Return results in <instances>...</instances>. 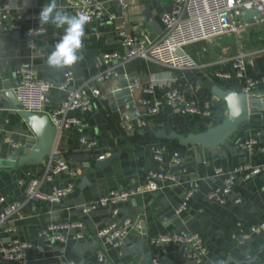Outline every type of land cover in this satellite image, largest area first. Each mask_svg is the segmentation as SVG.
<instances>
[{"label":"crops","instance_id":"1","mask_svg":"<svg viewBox=\"0 0 264 264\" xmlns=\"http://www.w3.org/2000/svg\"><path fill=\"white\" fill-rule=\"evenodd\" d=\"M8 1L19 14H33L36 17L27 21L22 19L19 30L0 28V91L4 93L0 97V159L11 156L20 147L37 143L34 131L23 118V111H19L18 105L5 94L8 83L12 84L11 89L18 83L17 71L23 63L34 65L41 78L53 84L62 83L66 71L72 69L74 85L79 86L103 70L101 58L104 52L120 48L117 36L119 29L158 37L159 32L155 33L149 24L156 20L161 32L160 16L169 11L173 2L98 0L109 11L116 13V19L105 24L99 21L88 22L83 38L84 48L79 53L81 59L74 66L57 72L48 67L47 59L54 45L62 39L64 30L50 24L39 27L38 20L42 7L50 0ZM57 3L67 14L76 15L68 0H57ZM118 7L122 8V15L118 13ZM30 27L42 28L45 32L29 39L25 30ZM246 35L249 42L243 43L242 47L238 40L239 34L188 45L186 51L202 66L200 69L162 68L143 59L133 60L127 66L130 76L135 73L138 80L136 90L132 91L137 105L144 98L151 102L163 100L166 92L176 87L183 90L188 99L198 103L212 101L213 112L208 117L175 113L163 105L156 115L147 118V129L136 128L127 132L120 126L119 115V110L130 114L127 106H113L116 97L112 90L120 87L121 79L111 78L102 83L100 87L103 97L98 100L93 111L69 113V116L81 119L82 125H74L58 136L55 153L79 169L75 176L64 172L53 181L41 184V190L50 194L56 185L71 183L73 191L59 201L26 198L27 183L32 177L44 176L48 160L17 168H0V197L8 201L24 200L21 214L13 215L5 227L15 228V236L20 240L40 245L44 249L43 252L37 248L29 250L26 264H94L99 248L97 230L113 220L121 223L125 219H130L134 224L130 235L120 249H109V254L117 264L141 263L145 244L144 229L149 242L152 237L181 229L200 233L208 249L203 264H212V261L218 259H223L226 264H244L248 261L246 264H264V233L241 241L243 233L249 232L252 226L264 219V110L251 114L249 120L218 146H181L176 141L155 135L160 129L182 134L200 132L222 121L227 114V106L211 89L214 85L234 88L240 83L235 79L221 80L215 73L230 70L231 58L241 50L251 53L248 73L263 78L252 96L259 99L260 103L264 101V24L259 23ZM30 41L34 42V47L29 45ZM151 83L156 87L155 93L148 96L144 89ZM65 96L64 90L50 89L47 111L57 107ZM247 138L258 139L259 146L254 151L240 147V142ZM90 143L94 144L92 152L87 150ZM156 148L162 151L163 162L156 159ZM105 153L107 155L104 159L113 158L109 164L97 166L98 156ZM175 155H178L179 163L174 161ZM246 164L263 167V171L258 176L245 179L239 170ZM218 167L236 175L233 191L224 203L209 199L211 192H219L224 187L223 177L215 174ZM150 171H164L176 178L157 179L158 189L136 194L128 202L120 204L116 218H112L111 209L107 207L95 209L89 215L84 213V206L98 200L102 194L145 184L146 175ZM195 186L196 193L187 200L186 208L178 213L186 192ZM74 219H82L86 223L85 236L81 240H75L69 235L65 242L50 243L39 235L40 228L50 221ZM9 240L10 237L4 234L0 237V244L8 243ZM157 250L176 264L183 261L178 244H169ZM0 264L21 263L6 261L0 255Z\"/></svg>","mask_w":264,"mask_h":264},{"label":"built area","instance_id":"2","mask_svg":"<svg viewBox=\"0 0 264 264\" xmlns=\"http://www.w3.org/2000/svg\"><path fill=\"white\" fill-rule=\"evenodd\" d=\"M68 3L76 14L87 15L88 22L99 21L105 24L114 21L117 17L115 12L109 11L98 0H68ZM254 7L258 9L260 17L245 21L242 11ZM35 17L33 14L21 15L8 0H0V28L2 29L19 30L22 19L27 21ZM160 18L162 31L155 38L148 35H139L135 31L119 29L117 36L120 48L104 52L101 58V63L104 65L103 70L85 80L79 86L74 85L75 78L72 69L66 71L64 81L56 86L43 80L34 65L23 63L17 71L18 83L12 88L18 101V110L48 115L59 134L71 129L74 125H82L81 119L69 116V113L93 111L98 100L103 97L101 84L111 78L129 79L131 76L127 66L131 61L143 59L168 69H200L202 66L187 53L186 47L199 42H212L225 35H237L242 31L252 29L259 23L264 24V0H173L169 11L163 12ZM44 32V29L35 27L25 30V34L29 39H34ZM29 45L34 47V42L30 41ZM179 51H182V53H179ZM250 56V52L241 50L231 58L230 70L216 71L215 76L221 80H237L242 91L248 96H252L263 78L248 73ZM152 80L155 81L154 78ZM137 83L136 77V87ZM52 88L66 91V96L57 107L47 111L46 93H49ZM155 88V85L151 83L144 89V93L148 96L153 95ZM118 90L119 87H115L112 94H115ZM3 94L0 91V97ZM163 105H167L175 113H189L207 117L212 114L214 107L212 101L198 103L193 99H188L183 90L174 87L166 92L163 100L158 99L151 102L148 98H144L140 100L139 105L135 103L136 108L133 112V118H130L128 112L119 110L121 128L127 132H132L136 128L147 129L149 126L147 118L156 115ZM239 145L243 149L254 151L259 146V141L257 138H247L241 141ZM93 146L94 144L90 143L87 150L92 152ZM262 149L264 150V147ZM106 155L107 153L101 154L98 159H104ZM155 157L163 162L162 151L159 148L155 150ZM53 161L52 157L48 160L42 178L32 177L29 180L25 191L27 199L40 198L56 202L73 191L71 183L56 185L50 194L41 190L40 187L43 182L53 181L61 173L69 172L75 176L79 172L77 167L71 166L62 158ZM174 161L176 163L180 162L178 155L174 156ZM239 171L242 172L245 179H251L261 174L263 167L246 164ZM215 174L223 177L224 187L219 192H211L209 199L224 203L233 191L236 175L232 172L226 173L220 167L216 168ZM175 178L171 173L164 171H150L146 175L147 181L145 184L134 188L115 189L102 194L98 200L84 206V213L89 215L95 209L107 207L111 209L112 218H116L119 214L120 204L128 202L136 194L158 189L157 179L175 180ZM196 191L197 187L195 186L186 192L182 205L177 211L178 213L186 208L187 200ZM236 201L239 202V200ZM23 205L24 200L8 201L5 197H0V237L4 234L10 237L8 243L0 244V255L6 261L26 264L29 250L37 248L39 252H43V247L20 240L15 236V228L5 227V223L13 215L21 214ZM133 227V222L130 219H125L121 223L113 220L98 229L99 248L94 264H117L109 254V249H120ZM85 228L86 223L82 219L50 221L40 228L39 235L50 243L65 242L68 240L69 235H72L75 240H81L85 236ZM262 233H264V219L258 225L252 226L249 232L243 233L241 241H246L252 235ZM150 244L156 248L178 244L183 255L181 264H189L191 261L194 264H203L208 254L202 235L184 229L152 237ZM68 264H74V262Z\"/></svg>","mask_w":264,"mask_h":264},{"label":"water","instance_id":"3","mask_svg":"<svg viewBox=\"0 0 264 264\" xmlns=\"http://www.w3.org/2000/svg\"><path fill=\"white\" fill-rule=\"evenodd\" d=\"M117 4L120 5L119 1ZM122 12V8L118 7V13L122 15ZM242 16L245 21H250L254 18H259L260 13L258 9L254 7L243 10ZM149 25L155 33H161L156 20H152ZM179 53H182V51H179ZM135 80V73L129 79H121L119 90L114 94L116 103H114L113 106L116 107L117 104H125L130 112L131 118L134 117L133 112L136 108L132 96V91L136 90ZM55 85L58 86L57 83H55ZM11 87V83L6 85L5 94L18 105L17 98ZM211 91L227 106V114L222 121L200 132L182 134L177 131L168 132L164 129H160L155 132V135L158 138L176 141L181 146H188L190 144H198L205 148L218 146L229 139L238 130L241 124L249 120L251 114L264 110V101L261 102V104L259 99L248 96L242 91L240 84L234 88H223L219 85H214ZM46 103H49L48 93H46ZM22 115L34 131L37 137V143L34 146L32 144H27L24 147H20L13 151L11 156L0 159V168H17L23 165L37 164L47 161L51 157L55 160L60 159L61 155L55 153L59 131L51 123L48 115H39L26 111L22 112ZM112 158L111 156L106 159L98 160L96 164L102 167L109 164ZM83 180L84 182L86 181V179ZM143 234L145 244L140 264H176L167 256H162L160 253L153 254L145 229L143 230ZM248 262H244V264ZM189 264H194V262L191 261Z\"/></svg>","mask_w":264,"mask_h":264},{"label":"clouds","instance_id":"4","mask_svg":"<svg viewBox=\"0 0 264 264\" xmlns=\"http://www.w3.org/2000/svg\"><path fill=\"white\" fill-rule=\"evenodd\" d=\"M39 27L53 25L57 29H63L62 39L54 45L49 54L47 65L49 68L59 72L70 68L81 59L79 53L84 48L83 38L88 16L82 13L69 15L58 6L57 0L45 3L38 16ZM212 264H226L223 259L212 261Z\"/></svg>","mask_w":264,"mask_h":264},{"label":"rangeland","instance_id":"5","mask_svg":"<svg viewBox=\"0 0 264 264\" xmlns=\"http://www.w3.org/2000/svg\"><path fill=\"white\" fill-rule=\"evenodd\" d=\"M249 30H250V29L245 30V31H242L243 33H242V32L239 33L240 36L238 37V40L241 42V43H240V46H241V47H242L243 43H245V42L247 41V38H246L247 35H246V34H247V32H248ZM244 32H245V33H244ZM245 38H246V39H245ZM247 42H249V41H247ZM231 48H232V47H231ZM230 50H231V49H230ZM233 50L236 51V49H232V51H233Z\"/></svg>","mask_w":264,"mask_h":264},{"label":"trees","instance_id":"6","mask_svg":"<svg viewBox=\"0 0 264 264\" xmlns=\"http://www.w3.org/2000/svg\"><path fill=\"white\" fill-rule=\"evenodd\" d=\"M151 248H152V253L153 254L159 253L156 247L152 246Z\"/></svg>","mask_w":264,"mask_h":264}]
</instances>
